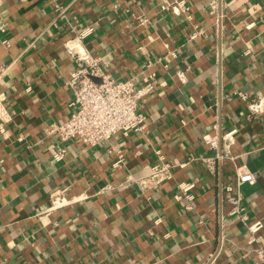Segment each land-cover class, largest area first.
I'll list each match as a JSON object with an SVG mask.
<instances>
[{"label":"crops","instance_id":"crops-1","mask_svg":"<svg viewBox=\"0 0 264 264\" xmlns=\"http://www.w3.org/2000/svg\"><path fill=\"white\" fill-rule=\"evenodd\" d=\"M175 1L0 0L8 25L0 98L10 114L0 129V264H207L212 255L211 264H262L225 187L237 165L254 171L241 202L249 221L264 222V113L251 115L239 94L264 96V0H217L218 29L213 0H186L189 12ZM70 39L112 76H135L138 87L156 74L154 91L140 99L144 131L98 145L60 143L47 132L73 110ZM233 129L221 137L226 156L209 169L204 136ZM62 146L67 154L57 160ZM158 150L186 164L160 187L142 189L134 179L151 171ZM178 181L195 182L194 199ZM55 192L69 202L47 211Z\"/></svg>","mask_w":264,"mask_h":264},{"label":"built area","instance_id":"built-area-1","mask_svg":"<svg viewBox=\"0 0 264 264\" xmlns=\"http://www.w3.org/2000/svg\"><path fill=\"white\" fill-rule=\"evenodd\" d=\"M176 7L183 12H189L186 0H177ZM63 8V7H58ZM220 5L217 0L212 1L211 12L218 17L216 29L219 27L222 15ZM189 16V15H188ZM8 25L5 21H0V33L5 32ZM94 31L92 25L82 29L78 38L84 39ZM202 32V31H201ZM197 33L191 37H196ZM264 37V29L262 31ZM69 53L77 62V66L71 72L66 83L72 90L71 105L73 110L70 116L62 122L52 123L47 128L49 134H55L60 143H66L71 139L80 138L88 145L105 144L117 133L129 135L130 132H141L147 128L148 116L140 110V99L147 93L154 91L156 74L153 72L144 78L142 87L137 86L136 77L116 78L107 73L103 67L102 59L93 54L79 40L73 39L65 42ZM219 63L222 60V49L218 52ZM179 77L185 79V73L179 72ZM240 96L247 102L250 114L261 116L264 113V96L255 99L249 98L245 92H239ZM10 119L7 106L0 98V129L4 130V123ZM236 129L228 131L224 135L207 133L204 136L205 142L213 151L208 157H202L206 161L209 169L214 170L216 161L223 159L226 155L220 149L222 138H229ZM158 161L152 166L151 171L141 177L134 179L142 189L158 188L175 176V168L186 163H175L168 159L160 150ZM67 154L66 146L58 147L53 156L57 160H62ZM232 157V156H231ZM230 157V158H231ZM257 175L246 164L236 166V179L234 183H228L225 187L226 201L231 205L230 213L239 217L248 228L247 243L253 246V251L259 263L264 264V237L259 232L264 228V222L259 219L249 221L242 205L241 187L246 183H255ZM194 181H178V187L182 194L189 200L195 198ZM60 192L52 195L53 204L47 211L62 206L69 202L59 201ZM216 255L210 257L207 264H211Z\"/></svg>","mask_w":264,"mask_h":264}]
</instances>
